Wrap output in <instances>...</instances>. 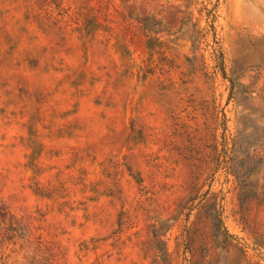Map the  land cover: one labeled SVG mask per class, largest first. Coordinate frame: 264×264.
Segmentation results:
<instances>
[{
  "label": "rangeland",
  "instance_id": "1",
  "mask_svg": "<svg viewBox=\"0 0 264 264\" xmlns=\"http://www.w3.org/2000/svg\"><path fill=\"white\" fill-rule=\"evenodd\" d=\"M0 264H264V0H0Z\"/></svg>",
  "mask_w": 264,
  "mask_h": 264
}]
</instances>
